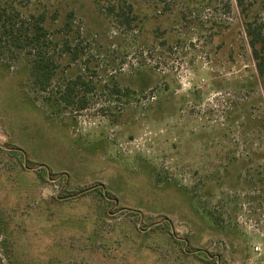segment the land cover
I'll list each match as a JSON object with an SVG mask.
<instances>
[{
	"label": "rangeland",
	"instance_id": "rangeland-1",
	"mask_svg": "<svg viewBox=\"0 0 264 264\" xmlns=\"http://www.w3.org/2000/svg\"><path fill=\"white\" fill-rule=\"evenodd\" d=\"M30 1L74 14L80 58L55 50L53 86L94 90L51 110L31 59L0 52V264H264V84L243 33L264 0H186L216 28H174L165 48L91 0Z\"/></svg>",
	"mask_w": 264,
	"mask_h": 264
},
{
	"label": "trees",
	"instance_id": "trees-1",
	"mask_svg": "<svg viewBox=\"0 0 264 264\" xmlns=\"http://www.w3.org/2000/svg\"><path fill=\"white\" fill-rule=\"evenodd\" d=\"M91 1L95 10L111 26L127 28L135 32L139 47L149 48L157 44L159 47L165 48L169 44V40L172 39L174 28H186L188 27L187 23H191L188 28H216V24H202L201 21H195L191 12H186L190 5V2L186 3V0H174L176 5L173 9L170 2L168 4V0ZM235 1L238 6H242L243 0ZM30 2V0H14L10 4L9 2L0 3V52L6 56L7 61H13L20 54L31 59L27 63L30 85L36 92L48 94L45 100L51 110L58 111L61 107L66 109L75 106L78 111H83L87 107V100L79 96L77 90L82 88L86 94L94 90L93 86L84 81L83 76L65 80L62 88L59 85L58 87L53 86L59 69V56L55 50L60 46L61 52L67 55L71 63L80 58L77 49L78 44L73 45V39L62 38L63 34H68L71 31L74 14L71 11L60 17L58 10L51 12L43 10L36 13L35 6L33 11L30 10V13L20 11ZM169 6L171 10H167ZM134 28H143L144 30L139 32V30L135 31ZM145 28H157V36L152 33L151 36L147 37L146 33L148 32ZM159 28H162V31ZM200 31L202 32V30ZM213 31L214 34L210 36L211 38L217 33L216 30ZM243 33L248 39L257 77L264 84L263 24L245 23ZM175 37L177 36H174L177 41L178 39ZM150 40L153 43L149 42ZM219 45L217 49L221 50L223 46ZM206 47H209L207 50L212 52L213 46L207 44ZM226 54L228 58H231L230 51ZM112 92L115 95L119 94V90L113 89ZM129 95L130 92L126 89L124 97ZM145 240L146 236H143V241Z\"/></svg>",
	"mask_w": 264,
	"mask_h": 264
}]
</instances>
